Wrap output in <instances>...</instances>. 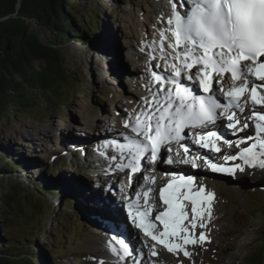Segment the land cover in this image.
<instances>
[{
	"label": "snow or ice",
	"instance_id": "snow-or-ice-1",
	"mask_svg": "<svg viewBox=\"0 0 264 264\" xmlns=\"http://www.w3.org/2000/svg\"><path fill=\"white\" fill-rule=\"evenodd\" d=\"M169 5L170 14L157 17L164 25L156 29L159 39L139 49L148 59L137 75L147 79L150 96L141 97L134 112L125 111L127 131L99 153L106 173H127V183L120 186L119 176L110 186L65 182L99 223L110 225L101 257H85L97 264H157L160 250L177 264H184L181 257L196 264V250L207 251L211 243L216 193L197 182V173L177 166L200 168L203 160L206 170L232 178L264 170V0ZM97 43L101 50L110 46L106 36ZM155 60L161 63L153 66ZM249 121L254 134L247 131ZM225 147L236 151L225 153ZM158 164L169 166V180L159 188L144 174Z\"/></svg>",
	"mask_w": 264,
	"mask_h": 264
},
{
	"label": "rangeland",
	"instance_id": "rangeland-1",
	"mask_svg": "<svg viewBox=\"0 0 264 264\" xmlns=\"http://www.w3.org/2000/svg\"><path fill=\"white\" fill-rule=\"evenodd\" d=\"M69 1L73 12H79L78 16L81 14L87 23L90 20L87 10L94 12L101 20V26L95 27L97 32L85 43L70 40L59 45L65 55L66 67L71 72L69 80L64 82L66 86L63 96L59 98L37 89L36 98L30 107L13 113L9 118L0 117V145L6 148L12 158H17V164L21 162L24 165L19 167L20 171L0 170V224L8 226L4 244H15L12 251L20 257L37 254L30 257L32 261L19 264H89V261L97 264L85 257H101L106 241L102 237V230L107 226L91 218L82 209L79 200H75V196L60 186V183L67 180L95 184V180H98L95 175L97 168L92 159L97 156L92 154L93 148L77 146L72 152L65 148L63 144L67 143L63 139L64 131L58 125L67 119L71 131L81 132L79 126L82 125L79 124L86 123L90 115L88 108L92 107L101 117L96 119V130L101 132L105 130L106 119L111 114L116 116L114 119L121 121L125 116L123 112L132 113L134 109L129 104L133 101V98L129 99L133 97L132 90L140 94L144 92L137 85L131 86L132 83L124 86L116 82L112 68L115 61L108 57L105 49L101 50L97 38L106 36L112 39L110 36L114 37L115 32L120 38L130 39L129 47H121L123 54H127L125 50L129 48L134 49L136 54L140 52L138 42L142 46L148 44L147 39L152 41L151 35L156 33L154 23L157 16L153 3L158 0ZM30 23L45 43L57 40L54 33H50L36 20H30ZM130 27L131 37L126 32L130 31ZM126 39L122 41L127 43ZM126 58L129 59L128 56ZM125 65L131 74L135 67L126 60ZM35 66L38 69L40 64L37 62ZM114 95L124 96L128 101L113 102ZM90 133L88 135L92 136ZM78 152L84 154L85 160L81 159ZM3 164L5 161L0 160V169ZM26 166H29L27 172ZM253 179L245 177L227 183L217 181L221 186L220 193L224 195L221 204L225 205L231 217L228 224L233 231L227 236V243L216 244L213 255L197 249L194 256L196 264H251L249 257L253 253L264 254V180L258 179L255 184L251 181ZM16 184L27 197L30 194L38 195L42 203L45 199L49 206L47 211L39 208L35 199L30 197L15 201L11 206L5 204L1 200L2 195L5 196ZM46 186L51 187L54 193L44 190ZM67 195L81 207H74L72 203L63 200ZM212 246L213 241L205 247L208 250ZM160 251L161 256L166 258L165 264L176 263L172 254ZM181 259L184 264H189L187 258Z\"/></svg>",
	"mask_w": 264,
	"mask_h": 264
},
{
	"label": "trees",
	"instance_id": "trees-1",
	"mask_svg": "<svg viewBox=\"0 0 264 264\" xmlns=\"http://www.w3.org/2000/svg\"><path fill=\"white\" fill-rule=\"evenodd\" d=\"M71 8L69 0H0V117L9 118L13 113L30 107L36 98L37 89L59 98L63 96L64 82L69 80L70 73L59 45L70 40L85 43L97 32L95 27L101 26V20L94 12L87 10L90 18L87 23L81 14L78 16L79 12L74 13ZM30 20H36L50 33H54L57 40L45 43ZM37 62L40 64L38 69L35 66ZM0 160L5 161L1 171L19 170L20 163L17 164V159L7 154L2 145ZM44 190L54 193L49 186ZM10 197L8 194L2 195L1 200L8 205ZM70 198L67 195L63 200L76 207ZM0 226V264L32 261L30 257L36 253L20 257L12 251L15 244H4L8 226ZM262 238L264 244V233ZM249 258L251 264L264 262V254L253 253Z\"/></svg>",
	"mask_w": 264,
	"mask_h": 264
},
{
	"label": "bare ground",
	"instance_id": "bare-ground-1",
	"mask_svg": "<svg viewBox=\"0 0 264 264\" xmlns=\"http://www.w3.org/2000/svg\"><path fill=\"white\" fill-rule=\"evenodd\" d=\"M153 6L155 8L154 12H155L157 17L161 13H164V14L167 15V12H166L167 0H158L156 3L155 2L153 3ZM155 18L156 17H154V19ZM160 25H162V24L158 23V20L156 18L155 19V23H154L155 30L157 28H160V27L163 26V25L162 26H160ZM126 32H127L128 35H130V32H132L131 27H130V31L126 30ZM113 33L115 35H114V37H113V35L110 36L112 38V39L109 38L110 46L105 48V51L108 53L107 54L108 57H112V59L115 61L113 63L114 66L112 68H114V73H115L114 75H116L115 76L116 82L118 84H121V85L124 84V86L125 85L127 86L128 84L132 83L131 86H136L137 85L138 88L140 87L139 89H142L143 92H144L143 94H140L139 92H137L135 90H132V96L133 97H130L129 99L132 100V98H133V101L131 103H129V104L131 105V108L134 109L133 110V112H134L139 107H142V105L140 104V98L141 97L150 96V93L148 91L144 90V85L147 83V79L146 78H142L141 76L137 75V73H144L146 71L147 65L144 64V63L148 59L147 55H145L147 50H146L145 53L142 52L143 53V55H142L143 57L142 58L144 60V63L143 64L142 63L137 64L139 59H135L133 56L131 57L129 52H128V51H131V50L134 51V49H132V48L131 49L129 48V49H126V50L124 49L125 51H127V54L126 53L123 54V52L121 51V47H123L125 45H126V47L130 46L129 45V43H130L129 40L130 39H126L124 37L120 38V36L117 35L115 32H113ZM135 34H137V31H136ZM129 37H131V35ZM122 39L123 40L126 39L127 43L123 42ZM151 39H159L157 30H156V33L151 35ZM144 40H145V38H144ZM147 41H148V43L151 42L150 39H147ZM138 43H139V47L141 48L142 47L141 43L140 42H138ZM137 54H138V56L140 55L139 52H137ZM125 56H128L129 59L128 58L125 59ZM125 60L130 62V63H132L135 68L137 67L136 69L134 68V70H133V72H131V74L129 73V71H127V67L125 65ZM155 61L157 63L159 62V60H155ZM155 61H153L152 64ZM161 69L163 70V67ZM193 71H195V69ZM224 82L226 84L229 83L228 79H225ZM127 95H129V94H127ZM112 101L113 102L126 103L128 100L124 96H117V95L115 96L114 95L113 98H112ZM88 110H89L88 112H89L90 115H89L88 118H86V123L85 124H79V125H82V126H79V129L87 131L88 134H89V132H91L90 134H92L93 137H85V136H83L81 134H78L76 132L71 131V125L69 123L70 121L67 120V119L63 121V124H59L58 125L60 127V130L62 129L64 131V133H62V135H64L63 139L67 143V145L66 144H63V145H64L65 148H67L71 152L75 151L73 148H76L77 146H81V147H85V148L86 147L93 148L96 144H100L101 145L102 143H104L103 142L104 137L110 136L109 133H106L107 136H105V134H101L99 131L96 130L97 129L96 128V126H97L96 119L99 118V115L97 114L96 110L94 108H92V107H89ZM123 113H125V112H123ZM114 117H116V116H114V115L112 116V114H111L110 120H111L112 123L113 122H121V121H123V119L121 121H117L116 119H114ZM104 127H105V129H108V128H110V125H105ZM121 128L124 129L122 126H121ZM113 129L115 130V128H113ZM124 130H126V129H124ZM93 152H92V154H95V156H97V157L92 159V162H94L95 165L97 163V167L99 169L104 170V174H106L105 176H102L98 172V175L101 176L100 179H102V180L106 179L108 181H111L113 176H116V177L119 176L120 178H122V177H125V175H127V173H117L116 175H113V176H110L109 174H107L106 171H105L106 165L102 166V161H103L104 158L97 159V158L100 157L99 152L94 150V148H93ZM23 166L24 165H22V163L20 162V167H23ZM25 169H26V172H27V170H29V166H26ZM163 169H164V166H163ZM20 170H21V168H20ZM161 170H162V167H161ZM193 170H194V173H197V176H199L198 173L202 172V167L200 166V168H195ZM257 172H259V174H254V175L251 174L249 176L248 175H237L236 178L243 180L245 177H253L254 179L251 180V181H253L256 184L259 181L258 179L262 178V180H264V170L263 171L262 170H258ZM80 173H83V172H80ZM212 174H208V175L202 174L201 177L196 178V179H197L198 183L207 185L209 190L214 191L216 193L217 203L215 204V209H214V220H213L212 225H210V236L213 237L212 241L214 242V246L208 248V250H207V252H209L210 254L212 253V255H213L214 254L213 253V249L216 248V244L217 243H221V244L222 243H227L228 242L227 236H229V234L232 233V231H233V228L232 227L230 228L229 227L230 225L228 224V222L231 221V217H230L229 213L227 212V210L225 209V205L221 204V199H222V196L224 197V195H222L220 193L221 186L219 185V182H217V181L220 180V181H222L224 183H227V182H231V180L233 181V179L225 178V177L219 179V178L213 176ZM208 179H210L212 181H208ZM60 184H61L60 186H63V189L65 190V182L64 183H60ZM93 185H98V184L95 183ZM75 200H76V197H75ZM79 202L84 207V208L82 207V209H84L87 212V214L90 215L91 218H94V219L97 220L96 217L92 216L89 213L88 209L84 206V204L81 201H79ZM75 204L77 206H80L77 202H75ZM103 225H105V224H103ZM212 241H211V243H212ZM164 257L165 256H163V258H162L160 256V257L156 258L157 264H165L164 263V259H166V258H164ZM88 263L92 264L91 261H89ZM175 264H177V261H176Z\"/></svg>",
	"mask_w": 264,
	"mask_h": 264
},
{
	"label": "water",
	"instance_id": "water-1",
	"mask_svg": "<svg viewBox=\"0 0 264 264\" xmlns=\"http://www.w3.org/2000/svg\"><path fill=\"white\" fill-rule=\"evenodd\" d=\"M19 7H20V5L18 4L17 8L19 9ZM68 72L70 73V76H71V72L69 70H68ZM7 194L11 196L9 199L10 203L8 204V206H11V204L15 201L26 200V199H28V197H30L31 199H33V198L35 199V203H37L39 205V208L43 209V211L44 210L47 211V209L49 208L48 203L46 202L45 199H43V203H42L39 201L42 198L39 197L38 195L34 196V195L30 194L27 197V194L25 192H23L22 189L17 184L13 185L11 191L6 193L5 195H7ZM263 264H264V262H263Z\"/></svg>",
	"mask_w": 264,
	"mask_h": 264
}]
</instances>
